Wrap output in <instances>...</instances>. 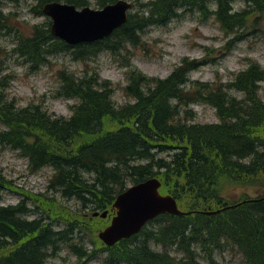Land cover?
Listing matches in <instances>:
<instances>
[{
    "label": "trees",
    "instance_id": "1",
    "mask_svg": "<svg viewBox=\"0 0 264 264\" xmlns=\"http://www.w3.org/2000/svg\"><path fill=\"white\" fill-rule=\"evenodd\" d=\"M38 1L35 11L42 15L45 3L59 0ZM65 1L79 8L87 5L85 0ZM115 1L100 0L98 5ZM235 2L245 3L249 9L234 11ZM181 9L197 10L203 18L214 15L226 33L239 34L254 16L264 15V0H148L110 38L77 46L73 52L87 58L103 49L116 52L127 45H137L143 31L153 25H167ZM2 12L0 8V33L4 26L8 27V17L6 20ZM34 27L31 36L18 37L17 53L22 50L37 65L53 53L71 51L65 42L52 36L50 22ZM46 38L48 43L41 47ZM89 48L90 53L80 52ZM199 66L198 61L184 59L166 79L131 71L128 92L134 102L120 107L113 101L109 82H101L97 76L78 79L62 73L61 94L76 100L70 118L56 116L39 105L18 107L0 87V145L19 151L33 171L51 167L54 175L50 188L82 201L94 212L111 209L116 196L129 183L159 177L163 191L173 195L183 210L194 212L185 216L161 215L133 238L113 248L102 246L108 253V264H202L201 255L228 244L241 250L248 264H264V194L236 209L217 213L220 216L201 213L212 206L228 205L221 197L223 180L264 188V150L258 149L264 146V100L259 93L264 68L252 63L232 84L214 87L190 82L189 73ZM189 83L193 85L189 87ZM229 89H236L245 98L229 96L225 93ZM197 103L216 107L221 121H181L183 106ZM165 151L170 152L169 159L156 157ZM0 187H12L1 173ZM37 199L32 200L43 211L40 219L33 221L22 218L29 212L28 202L0 205V264H46V248L55 249L60 242H66L64 238L71 240L75 233L88 228H82L83 223L99 219L63 211ZM62 220L66 228L56 231L55 224ZM100 222L104 228L109 220ZM94 226L100 229L96 222ZM207 243L211 245L206 248ZM154 245L165 251L154 249ZM171 250L176 255L172 256ZM77 254L81 258L78 264H85L82 259L93 257L95 251Z\"/></svg>",
    "mask_w": 264,
    "mask_h": 264
},
{
    "label": "rangeland",
    "instance_id": "2",
    "mask_svg": "<svg viewBox=\"0 0 264 264\" xmlns=\"http://www.w3.org/2000/svg\"><path fill=\"white\" fill-rule=\"evenodd\" d=\"M85 1L91 8H101L98 5L100 0ZM127 1L134 3L131 13L136 14L140 12V4L148 0ZM37 4L38 0L1 1L4 13H9L7 25H12L13 28L4 26L0 33V87L5 89L8 97L14 99L21 108L35 104L58 116L71 117L76 100L59 96V89L63 84L62 73H72L77 78L100 76V80L112 84L115 104L123 106L134 102L128 92L131 71L134 70L151 78L165 79L184 59L195 60L201 63V66L191 72L189 79L216 87L220 84H232L236 76L252 63L264 68V15H258L257 18L254 16L253 22L239 34H227L214 16L202 20L199 12L189 11L166 26L148 27L141 33L139 44L131 45L123 52L101 50L85 60H76L69 53H58L49 56L48 62L35 66L33 61L19 56L15 49L20 34L30 36L34 26L48 23L46 16H39L34 12ZM234 8L235 11L249 9L243 2L235 3ZM183 11L184 9L179 10L180 13ZM45 40L41 47L48 43V38ZM260 88L259 93L264 100V83H261ZM225 93L237 100L245 98L236 89H229ZM183 108L185 109L181 110L179 116L183 121L193 124H215L221 121L217 108L211 104L198 103ZM2 129L0 125V130ZM156 157L169 159L170 152L165 151ZM0 172L11 180L13 190H4V205L15 206L24 198H38L39 201L43 199L61 207L63 211L68 209L81 216L90 212L82 201L64 197L59 190L50 188L54 174L51 167L37 172L31 171L27 159L10 146L0 145ZM15 191H19L21 195ZM220 192L225 203L236 204L263 195L264 188L253 184L236 185L223 180ZM89 199L92 200V197ZM36 216V213H30L23 216V219L30 220ZM95 222L102 228L100 219L91 224L84 223L89 229L81 230L76 239L69 241L64 238V241L69 242L58 244L54 250L46 248V264H76L79 259L76 250H79L80 246L84 247L82 252H97L93 259L85 256V264H107V255L99 252L102 245L94 226ZM58 228L62 229L63 226ZM210 245L207 243L205 246L207 248ZM72 246L75 247L74 250ZM159 250L163 252L165 248L161 247ZM211 250L208 255H201L202 264H248L244 253L231 244ZM179 258L182 259L181 256Z\"/></svg>",
    "mask_w": 264,
    "mask_h": 264
},
{
    "label": "water",
    "instance_id": "3",
    "mask_svg": "<svg viewBox=\"0 0 264 264\" xmlns=\"http://www.w3.org/2000/svg\"><path fill=\"white\" fill-rule=\"evenodd\" d=\"M128 8L130 4L121 1L107 6L103 11L85 9L78 12L73 6L51 3L45 6L44 11L54 19V35L70 43H79L94 41L111 34L126 21ZM160 186L158 179H149L131 187L117 198L114 205L117 208V216L112 224L100 233L107 245L114 246L118 241L139 233L149 220L160 214L181 213L171 196H162L159 193ZM106 215L107 212L102 216Z\"/></svg>",
    "mask_w": 264,
    "mask_h": 264
},
{
    "label": "bare ground",
    "instance_id": "4",
    "mask_svg": "<svg viewBox=\"0 0 264 264\" xmlns=\"http://www.w3.org/2000/svg\"><path fill=\"white\" fill-rule=\"evenodd\" d=\"M260 1V0H259ZM213 3V2H212ZM211 3V4H212ZM263 4V3H262ZM213 6L214 5H211V8L213 9ZM3 13V12H2ZM4 15V14H3ZM5 16V15H4ZM7 17L5 16V19H6ZM4 19V18H3ZM7 20V19H6ZM6 20H4V21H6ZM2 22V21H1ZM18 43H19V41H18ZM17 43V44H18ZM21 53H17V54H19V56H21V57H23L24 59H26V60H30L31 58L30 57H27L26 55H24V53H23V51L21 50L20 51ZM63 96V95H62ZM63 97H65V96H63ZM65 98H67V97H65ZM86 98V97H85ZM37 108V107H36ZM25 109V108H24ZM41 109V108H40ZM41 111V110H40ZM46 113V112H45ZM79 114V113H78ZM181 115V114H180ZM179 115V116H180ZM227 115V114H226ZM5 119V118H4ZM238 120V119H237ZM181 121H183V120H181ZM183 122H187V121H183ZM231 122H234V121H231ZM238 122V121H237ZM230 123V122H229ZM60 127V126H59ZM66 129V128H65ZM138 145V144H137ZM135 146V145H134ZM136 147V146H135ZM133 149V148H132ZM258 149H259V151L261 152V151H263L264 150V146H259L258 147ZM86 150V149H85ZM136 151V150H135ZM132 153H134V152H132ZM136 153V152H135ZM98 157V156H97ZM67 158V157H66ZM100 157H98V159H99ZM64 160H65V158H63ZM97 159V160H98ZM104 159V158H103ZM93 160V159H92ZM102 160V159H101ZM107 161V160H106ZM65 163H67V162H65ZM104 164V163H103ZM79 167V166H78ZM77 168V167H76ZM83 169V168H82ZM70 170H71V168H70ZM70 172V171H69ZM82 172V171H81ZM80 172V173H81ZM86 173V172H85ZM121 173H123V172H121ZM100 174V173H99ZM117 174V173H116ZM82 176H83V174H81ZM122 174H120L119 175V177L121 176ZM122 177V176H121ZM97 178V177H96ZM222 178V177H221ZM118 179H120V178H118ZM117 179V180H118ZM79 180H81V179H79ZM82 181V180H81ZM116 182H118V181H116ZM120 182V181H119ZM112 183V182H111ZM85 185V184H84ZM113 185V184H112ZM110 187V186H109ZM110 188H112V186L110 187ZM109 189V188H108ZM107 189V190H108ZM119 193V192H118ZM219 195H220V193H219ZM87 196V195H86ZM92 196V195H91ZM87 198H89L88 196H87ZM259 198V197H258ZM256 199V198H255ZM249 201V200H248ZM248 201H244V202H240V203H236L235 205H237V208H238V206H240V205H242V204H244V203H246V202H248ZM219 202V201H218ZM208 205V204H207ZM207 207V206H206ZM232 209V208H231ZM236 209V208H235ZM227 210V209H226ZM104 211V210H103ZM229 212V211H228ZM227 212V213H228ZM194 213V212H193ZM193 213H192V215H193ZM198 213V212H197ZM226 213V214H227ZM242 213V212H241ZM166 213H163V214H160V215H165ZM199 214V213H198ZM219 214H221V213H219ZM219 214H217V216L219 215ZM191 215V214H190ZM201 215H203V214H201ZM224 215V214H223ZM220 216V215H219ZM227 216V215H226ZM23 218V217H22ZM219 218V217H218ZM26 219V218H25ZM220 219V218H219ZM150 224V223H149ZM204 226V225H203ZM200 227V226H199ZM47 228V227H46ZM146 228V227H145ZM201 228V227H200ZM207 230H208V228H207ZM188 237V236H187ZM186 240V239H185ZM126 241V240H125ZM134 242H136V241H134ZM119 244V243H118ZM117 244V245H118ZM167 261H168V259H167ZM166 263V262H165ZM164 264V263H163Z\"/></svg>",
    "mask_w": 264,
    "mask_h": 264
}]
</instances>
